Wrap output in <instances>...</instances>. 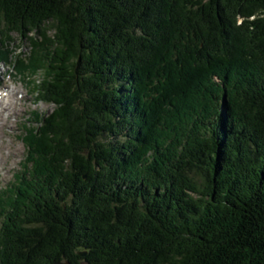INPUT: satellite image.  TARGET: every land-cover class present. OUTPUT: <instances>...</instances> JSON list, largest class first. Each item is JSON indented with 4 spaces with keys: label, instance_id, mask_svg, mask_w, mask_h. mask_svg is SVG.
<instances>
[{
    "label": "trees",
    "instance_id": "16d2710c",
    "mask_svg": "<svg viewBox=\"0 0 264 264\" xmlns=\"http://www.w3.org/2000/svg\"><path fill=\"white\" fill-rule=\"evenodd\" d=\"M14 56L0 264H264V0H0Z\"/></svg>",
    "mask_w": 264,
    "mask_h": 264
},
{
    "label": "rangeland",
    "instance_id": "374dc122",
    "mask_svg": "<svg viewBox=\"0 0 264 264\" xmlns=\"http://www.w3.org/2000/svg\"><path fill=\"white\" fill-rule=\"evenodd\" d=\"M13 38H15L14 53L27 54L29 44L16 35H13ZM15 59L14 56L9 62H0V96L8 95V92L13 90L15 96L13 107L16 108V113L7 120L8 125L0 130V192L15 186L16 177L25 176L31 171L26 162L33 149H28L24 142V137L27 136L26 128L36 126L34 113L44 117L52 112L51 105L38 102L35 95L29 93L32 90L31 83L26 78L23 80L21 75L16 73L13 66ZM41 76L40 74L34 76V79L38 81ZM25 108L27 111L23 112ZM3 117L8 118L6 114Z\"/></svg>",
    "mask_w": 264,
    "mask_h": 264
},
{
    "label": "bare ground",
    "instance_id": "6f19581e",
    "mask_svg": "<svg viewBox=\"0 0 264 264\" xmlns=\"http://www.w3.org/2000/svg\"><path fill=\"white\" fill-rule=\"evenodd\" d=\"M7 88V87H6ZM7 92V91H6ZM6 95V94H5ZM0 96V130L4 127L8 125V119L16 113V108L13 107L14 103H15V96H14V91H10L8 92V95L6 96ZM9 102V103H8ZM27 111L26 108L22 110ZM4 114H6L8 116V118L4 119ZM7 145V144H6ZM3 148V146H2ZM5 148V147H4ZM7 149V148H6ZM9 149V147H8ZM4 150V149H3ZM13 150V149H12ZM10 150V151H12ZM4 152V151H3ZM9 152V151H8ZM17 152V150H16ZM7 155V154H6ZM5 157V156H4ZM7 158V156H6Z\"/></svg>",
    "mask_w": 264,
    "mask_h": 264
},
{
    "label": "water",
    "instance_id": "95a60500",
    "mask_svg": "<svg viewBox=\"0 0 264 264\" xmlns=\"http://www.w3.org/2000/svg\"><path fill=\"white\" fill-rule=\"evenodd\" d=\"M81 255H84V254H81ZM54 264H72V263H70V262H55Z\"/></svg>",
    "mask_w": 264,
    "mask_h": 264
}]
</instances>
